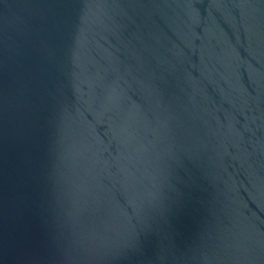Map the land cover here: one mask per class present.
I'll list each match as a JSON object with an SVG mask.
<instances>
[{
	"label": "water",
	"instance_id": "obj_1",
	"mask_svg": "<svg viewBox=\"0 0 264 264\" xmlns=\"http://www.w3.org/2000/svg\"><path fill=\"white\" fill-rule=\"evenodd\" d=\"M0 264H264V0H0Z\"/></svg>",
	"mask_w": 264,
	"mask_h": 264
}]
</instances>
